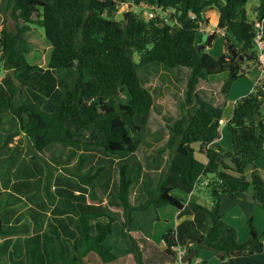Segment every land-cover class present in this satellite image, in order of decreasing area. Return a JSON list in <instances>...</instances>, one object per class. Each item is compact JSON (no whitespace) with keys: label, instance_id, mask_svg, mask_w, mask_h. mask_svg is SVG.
I'll return each mask as SVG.
<instances>
[{"label":"trees","instance_id":"trees-1","mask_svg":"<svg viewBox=\"0 0 264 264\" xmlns=\"http://www.w3.org/2000/svg\"><path fill=\"white\" fill-rule=\"evenodd\" d=\"M247 1L6 0L16 24L14 30L0 29V116L11 118L9 137L23 133L42 153L54 143H75L87 131L86 145L127 159L136 151L139 141L134 137L142 129L135 118L139 116L145 127L154 102L138 69L155 63L188 67L179 116L168 125L167 140L151 161H157L165 150H173L186 159L180 171L186 187L192 192L201 184L207 188L209 206L191 198L188 201L208 218L209 226L186 245L187 252L196 249L197 254L205 248L216 254V264H236L237 256L252 254L254 246L261 244L259 233L250 216L249 237L238 243L236 228L224 220L219 209L224 195L241 199L249 189L254 202L264 208V179L256 165L264 157V77L234 102L227 123L230 149L219 143L222 106L202 97L197 85L209 75L227 72L220 88L226 93L236 78L260 67L254 38L256 20L264 27V0H258L254 16L244 8ZM120 3H143L153 13L146 18L129 12L125 19L117 20L113 15ZM212 9L218 12L215 29L223 34L225 51L219 56L206 51L217 37L216 31L202 30L208 22L206 12ZM32 25L43 29L49 45L45 66L29 47L27 33ZM121 93H125V101L119 98ZM127 160L119 166L118 215L87 201V194L94 197L98 171L82 173L80 161L70 173L76 180L57 177L54 192L46 185L51 202L59 203L47 217L46 228L33 227L22 245L12 248L10 239H5L0 244V260L7 255L9 264H82L93 255L108 263L117 256L105 240L112 223L120 221L135 264H176L174 229L167 228L162 234L164 250L151 246L154 256L148 260L130 232V220L133 211L158 203L182 209L184 199L174 196L162 179L156 188L144 185V199L131 204L129 194L143 166L138 162L131 166ZM247 168H251L249 180L244 177ZM6 192L10 191H2L0 184V235L30 232L21 222L22 214L14 209L22 202L20 195ZM30 214L33 220L39 218Z\"/></svg>","mask_w":264,"mask_h":264},{"label":"rangeland","instance_id":"rangeland-1","mask_svg":"<svg viewBox=\"0 0 264 264\" xmlns=\"http://www.w3.org/2000/svg\"><path fill=\"white\" fill-rule=\"evenodd\" d=\"M43 1L52 2L53 0ZM257 4L258 0H248L244 8L249 15H252L253 9ZM151 9L152 7L143 3L140 5L120 3L113 17L117 20H123L129 12H135L147 18L153 13ZM158 14L161 15L162 11L158 10ZM206 16L209 19V27L206 31L211 32L210 30L216 27V9L208 10ZM15 25V21L10 17V9L6 6V0H0V29L5 27L9 30H14ZM205 26L206 25H204V27ZM216 33L217 37L213 40L211 46L206 49V51L210 52L213 56H219L225 51L223 46V35L220 32ZM27 37L31 52L35 53L37 56L36 60H38L41 65L45 66L49 53V45L45 39L43 29L37 25H32V28L27 33ZM189 71L188 67L168 68L157 63L138 69L141 77L145 79L144 85L147 86L153 94L154 102L145 127L142 126L139 116L135 118L136 123L141 125L142 129L134 137L139 141V144L134 154L127 158L128 160L118 155L103 153L98 148L86 145L85 143L89 140V133L87 131L81 132L79 136L75 138V143H54L48 146L42 153H38L31 146L23 133L9 137L13 132L11 118L8 114L1 115L0 184L4 191H10L6 193L13 192L20 195L22 202L14 207L17 213L25 215L26 219V214L28 212L31 210L35 211L40 217L39 220L45 224L47 217L53 210H56V207L59 205L56 200L54 203L51 202L45 189L46 185H49V191L54 192L55 189L53 184L57 177L63 176L76 180V177L71 176L70 173L75 171L80 161L82 162V173H94L98 171L95 177L94 197L91 198V196L87 194V201L102 205L105 210L113 215H118V199L116 197V192L119 179V166L126 160L131 166H134V164L138 162L143 166V181L134 185L130 191L129 197L131 203L134 205L142 201L145 196L142 187L145 185L150 188H156L158 184L157 179L159 177L162 179L164 175V167L161 168V165L165 158L159 156L158 161L154 162L151 161V158L156 149L165 143V136L168 134V125L179 116ZM256 75H259V70H257V68H252L244 75L236 78L226 93H221V85L228 74L226 72L212 74L207 78L209 83L200 82L198 93L214 105H217L216 103L219 101H221L222 107L226 104L223 109V114H228L230 112V101H236L241 96L249 93L254 87L252 84ZM248 87H250L249 90L247 89ZM119 98L125 101V93H121ZM44 107L47 108V105ZM262 111L264 115V103L262 105ZM225 134L229 135L226 130L223 131V135ZM169 152L171 154V161L179 163L181 159H184L179 153L177 154L173 150H169ZM166 163H168V160ZM256 165L259 168L261 177L264 179V157L260 158ZM250 173L251 168H247L244 172V177L247 180L250 179ZM27 181L28 183L25 184ZM178 192L179 191H177V193ZM199 193H201L200 196L203 198L201 201L202 203H208V201H210L207 188L202 184L196 186L190 198L198 201L197 195ZM251 195L252 191L249 189L245 197L240 199L244 200L237 201V199H235V202H237L234 205L227 204V201L232 200H225L224 203V199L222 198L223 200L221 199V201L224 205L221 204L222 207L220 210L225 213L226 217L231 213L237 212L236 222H238V215L243 211L241 203L243 205L244 202L249 204L248 215L247 212L243 211L245 213L241 220L242 222L238 223L235 228L238 236L241 237L242 226H244L243 228L247 231L248 224H246V221L248 222V218L250 216L252 217V223L259 233V239L261 241V244L254 246L255 250L258 247L262 248L264 246V208L257 206L251 198ZM190 212L192 211L184 210L177 217V211L173 206L162 203L156 207L134 212L131 229L133 230V227H138L142 232H147L151 228H154L156 229L155 234L158 233V231L162 233L166 228V222H169V226L173 227L175 231L178 232V228L181 227L183 223L180 222L179 226L178 224L174 226V223L179 222L185 215H189V218H191ZM224 220L226 221V219ZM189 234L187 233L185 238L190 237V235L193 236V234ZM17 235H20L18 236L19 238L15 236L10 238V248L14 245H19V243L23 241L22 238L25 237L22 236L25 235L24 233H18ZM133 236L136 237L135 235ZM181 240L180 238V241ZM181 245H183V243H181ZM204 249L205 248H202L200 250ZM210 251L213 252L212 250ZM119 253L125 252L122 250ZM253 253L239 255L237 257L242 256L248 258L253 256ZM125 254L120 257L119 260L110 264H133L131 258H127ZM144 254L146 255V252H144ZM0 262L1 264H9L7 262V255H2Z\"/></svg>","mask_w":264,"mask_h":264},{"label":"crops","instance_id":"crops-1","mask_svg":"<svg viewBox=\"0 0 264 264\" xmlns=\"http://www.w3.org/2000/svg\"><path fill=\"white\" fill-rule=\"evenodd\" d=\"M206 15H207V12H206ZM217 16H218V12H217ZM252 16H254V12H252ZM216 20H217V18H216ZM205 25L206 26L203 28V30H207L208 29V27H209L208 26L209 25V19H208V22L205 23ZM214 30L216 32H218V33L220 32L222 34V31H220L218 29H211L210 31L212 32ZM257 70H259V75H256V78H255V80L253 81V84H252L253 86L257 82V80L259 79V77H260V68H257ZM200 82L209 83L208 79L201 80ZM200 82L197 85V90L198 91H199V84H200ZM249 88L250 87H248L247 89L249 90ZM234 102H235V100L230 101V104H229L230 105V112L228 114L227 113L226 114H223L222 113V118L220 120V123H221V126H220V129H221V137L219 139V143H220V145L222 147H224L226 149H230L231 148V144H232L231 135H230V132L228 130L227 123H228L229 119L231 118V115H232V112H233ZM216 104L218 106H221L222 105L221 104V101H219ZM225 105L222 107L223 109H224ZM150 111H151V109H150ZM224 130H226V132L229 133L230 137H229L228 134L223 135V131ZM165 137H166V140H167L168 134ZM179 155L181 157H183L184 159H181V161L179 163L174 162V161H171V154H170L169 150H165L161 154V156H163L165 158L164 162L161 165V168L164 167V169H163L164 170V173H163L164 174L163 175L164 178L162 177V179H163L165 185L171 187V193L174 196H176L178 198H181V199H184V206H183L182 209H176L175 207H173L177 211V213H176V214H178L177 217L184 210H191L192 211V212H190L191 213V218H189V215H185V216L182 217V219L179 222L174 223V226H176L177 224L179 226L180 225L179 224L180 222H182L184 224V225L182 224V226L178 228V230H177L178 232H176L173 227L169 226V222H166V228H165V230L167 228L174 229L175 234H176V237L178 239V244H179V246L182 249H184L186 247V245L187 244H190L193 239L199 237L200 234L204 233L207 230V228L209 226V220H208V218H206L203 215L202 211L196 209L195 207H193L188 202L189 201V198H190V196L192 194V191L189 190L186 187V185L184 184V182L182 181V179L180 177V171L184 167V165L186 163V159H185V157L183 155H181V154H179ZM260 158H263V157H260ZM260 158H258L256 160V163H257V161ZM167 160H168V163H166ZM162 179H160V177H159L157 179V181L159 182ZM141 181H143V174L141 175L140 179L137 182H135V184H137V183H139ZM171 181H173V182H171ZM134 185L132 186V188L134 187ZM1 189H2V191H4V189L2 187H1ZM177 191H179L180 193L179 192L177 193ZM200 195H201V193H199L197 195V200H198L197 202H199V203H201L203 205L209 206L210 205V201H208V203H202L201 201L203 200V198ZM222 198L224 199V203H225V200H232V201H227L228 202L227 203L228 205H234L238 200H240L239 198H232V197H229L227 195H224ZM230 198H232V199H230ZM251 198H252V195H251ZM235 199H237L236 202H235ZM129 200H130V197H129ZM243 200H240V201H243ZM159 204H162V203H158L156 205H150L147 208L156 207ZM222 205H224V204H222ZM222 205L220 206V208L222 207ZM250 206L252 207L251 204H250ZM241 208H242L243 211L247 212V215H248L249 204L244 202V205H243L241 203ZM146 209H144V210H146ZM117 211L118 212H121V209L118 208ZM137 211H143V210H135V211L132 212V214H131V220H130V232L132 233V235H135L137 237V240H138V243H139L140 247L142 248V250L144 248L143 251L146 252L147 258H148V260H150V259H152V256H154L152 254L153 252L150 250L151 249V246L156 247V249H158L160 251L164 250L165 244H164V242L162 240V234H163V232L165 230L162 233L158 231V233L155 234L156 229H154V228H151L147 232H144V231L142 232L138 227H133V230H134L133 231L131 229V227H132V221H133V214H134V212H137ZM243 211L240 212V214L238 215V220L239 221L236 222L237 212L231 213L228 217H226L225 216V213L220 210V212L224 216V219H226V221H228V223H230L231 225H234V227L238 223H241L242 222L241 220L244 217V213H245ZM251 212H252V208H251ZM30 213H32L33 215H36L37 214L35 211H32L31 210L30 212H28L26 214V219H25V215H21V222L26 223L29 226V229H30V232L24 233L25 235H22V236H25V237L22 238L23 241H24V239L26 237H28V236H30L32 234L31 231L34 229L33 227H35V229H36V227L37 228H42V229L46 228V222H45V224L42 223V221L39 220L40 217L37 218L36 220H33ZM16 214L18 215V214H21V213H17V211H16ZM102 221H106V219L103 218ZM246 224H248L247 221H246ZM243 227L244 226H242V234H241V237H239L238 236V233H237V241L240 244L244 243L248 239V237H249V227H248L247 231ZM187 233L188 234L189 233L190 234H193V236H191L189 234L190 237H188V238L186 237L185 238V235ZM17 234H13V235H9V236H2V235H0V244H2L5 241V239H8V238L10 239L13 236H15V237L20 236V235H17ZM142 238L144 240H142ZM180 238L182 239L181 241H180ZM23 241L20 242L19 245H22ZM105 241H106V243H108V244H110L112 246V250H113V252L117 256L116 259L113 260V261H111V262H108V263H101L97 258L95 259V256L89 255V256H87V257L84 258L85 260H84V262L82 264H110V263H113V262H116L117 260H119L120 257L124 256L125 253H126L125 255H127L126 257L127 258H131V260L133 261V264H135V261L133 259V256H132V254L130 252V248L128 247L126 240L122 236V225H121L120 221H115V222L112 223V231H111L110 234H108V236L106 237V240ZM181 243H183V245H181ZM256 249L254 250L253 256H251V257H248V258H245V257H242V256L241 257H237L235 259L236 260V264H264V246L262 248H259L258 247ZM122 250L125 253H119ZM214 254H215L214 252H211L210 250L204 249V250L198 251L197 254H196V256H194V257L197 258V259H199L200 262H201V264H216L218 262V259H217L216 255H214ZM148 263L149 264H153L151 262H148ZM0 264H1V262H0Z\"/></svg>","mask_w":264,"mask_h":264},{"label":"built area","instance_id":"built-area-1","mask_svg":"<svg viewBox=\"0 0 264 264\" xmlns=\"http://www.w3.org/2000/svg\"><path fill=\"white\" fill-rule=\"evenodd\" d=\"M256 27L258 28L256 36L254 38V42L257 49V57L260 63V78L264 77V27L261 26L259 20L255 22ZM176 252V264H201L200 260L193 257L190 261L182 262V257L186 254V247L182 249L179 244L174 247Z\"/></svg>","mask_w":264,"mask_h":264},{"label":"water","instance_id":"water-1","mask_svg":"<svg viewBox=\"0 0 264 264\" xmlns=\"http://www.w3.org/2000/svg\"><path fill=\"white\" fill-rule=\"evenodd\" d=\"M160 11V10H159ZM210 176L213 175V173L209 174ZM196 249H192L189 252H187L183 257H182V262H187L190 261L195 255H196Z\"/></svg>","mask_w":264,"mask_h":264}]
</instances>
